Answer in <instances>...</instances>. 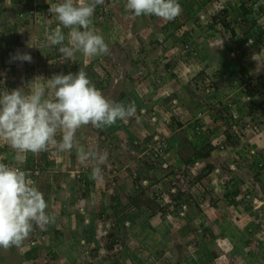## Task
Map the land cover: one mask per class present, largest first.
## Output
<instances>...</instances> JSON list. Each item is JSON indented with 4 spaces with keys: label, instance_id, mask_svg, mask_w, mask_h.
<instances>
[{
    "label": "rangeland",
    "instance_id": "1",
    "mask_svg": "<svg viewBox=\"0 0 264 264\" xmlns=\"http://www.w3.org/2000/svg\"><path fill=\"white\" fill-rule=\"evenodd\" d=\"M24 1L27 4L24 5ZM29 1L32 2L31 0H0V20L4 17V20L0 21V33L6 34L7 31L11 33V28H17L18 33H20V42H24L23 44L26 47L23 52H29L33 62L28 68L25 66L26 62L22 64L24 66L21 67L22 71L20 70L21 73H23L22 80L16 85H13L15 80L12 84L8 82L9 75L14 71L15 63L5 61V70L3 73L7 74L8 78L6 79V83H0V90L7 89L11 91L12 89L23 87V91L27 92L30 87L34 86L33 83H35L36 78H38V80L42 79V77H47V79H49L54 74H67L68 72L76 73L79 70H83L87 73L88 78L92 80V82L96 83L99 81L101 88L104 87L105 84L107 85L112 82V77L115 76L114 79L119 78L120 87H128L132 93L136 94L140 88V86H138L140 82H138L139 79L137 80V78H135L138 74L135 71L142 73L148 71V73L151 74L152 72L154 75V84L148 87L149 91H152L151 95L152 97L154 96V101L153 105L147 107L148 113H146L145 109L141 113L148 115L145 120L152 116L156 118V120H160V122L157 121L156 123L157 129H154L156 128L155 125L151 124V126H153L151 128L154 129L151 130L152 132L156 133L161 131L162 127L158 125V123H162L163 121L168 122L173 119L178 121L183 119L185 126L181 131L188 129V138L196 140L199 137L196 138V132L192 129L194 125V114L200 116V120L205 121L206 124H212V120L216 116L218 122L215 124V119L214 124L218 126L222 124L219 127L220 129L223 125L225 126V124H223L224 121L229 122L233 120L232 122L235 127L233 129L238 130L235 134L237 135L236 142L232 143L231 140L228 142L224 140L226 148L224 149V147H218V140L216 138H212V144H214L218 150H213L207 161L198 160L193 164H186L182 158L181 150L178 148L180 145L174 143V145L177 146V148L174 147V149L172 141L171 149L173 148L174 150H172L173 153H171L172 155L177 153L179 157L177 156L175 162H171L166 169V171H169L167 179L163 177L160 181L156 182V184H159V188L148 187L150 192H152L149 197L160 195L162 199L163 196H169L172 193L169 188V178H174L177 173L183 174L186 180V186L182 189L178 188V190L173 191L172 194L177 195L180 193L181 197L184 195L183 198L186 197V194L188 197L186 203L181 205L180 212H175L178 213L180 217L187 216L193 224L191 225V235L187 236L189 239L187 246L191 253L196 252L194 264H264V243L261 241L264 234V171L260 172V177L256 180L254 178L256 171L252 169L250 164L253 162V159L256 158L255 160L259 166L262 161L261 159L264 158V148L260 147L259 143L261 139H264V126H261L262 131L259 135L245 132L244 128L241 126L243 121L248 120L250 116L246 113L247 111L244 110L245 104H243V102H245L246 97L241 93L243 92V86L237 83V77L239 76L235 72L233 73L230 66V64H233L236 67H247L250 69L251 74L256 76L255 81L260 85L258 81L260 78L257 75L262 74L264 69L257 70V62L255 59L264 62V54L262 51L264 44L262 42L263 39L260 37V34H263L261 26H264V0L245 1L244 4L246 6H244L247 14L242 12L243 9L241 6L243 3L237 0L235 5H240L238 7V13L236 12L235 14L236 17L238 16L237 20H231L230 17L229 20L225 17L218 18L217 13H214V11L218 10L217 7H213L209 1L203 5V7H200L198 5V0H179L181 7H183L182 5L185 3L186 7L182 8V10L185 11H181L174 20L168 21V25H165V20L156 16L154 18H152V15L136 17L131 11L125 9L127 0H104L103 4L97 6L95 9L91 28L97 34L103 36L105 42L109 46V54L89 57L81 52H76L71 59H66L60 53L56 55V48H59V46H43L46 35L57 27L58 21H56L54 16H46L43 11L38 12L37 10L36 12H31L29 6H31L32 3L29 4ZM33 1L35 4H54L60 2V0ZM201 11L204 18H199ZM195 15L197 17H194ZM209 15H212L213 18L216 17L212 23L210 22L211 18H207ZM26 17L28 18V23H25V21L23 22ZM96 18H98L97 25H95ZM171 22L172 24H170ZM182 30L188 32L187 39H183L181 42L187 45L186 50L182 51L179 48L178 53L165 52V48L170 46L173 41L172 38H167V32H174L173 35H177L180 34ZM63 31L67 34L68 29H63ZM232 31L234 34H232ZM4 39V36L1 35L0 42ZM65 42L67 43V40ZM33 44L39 46L40 49L34 46L29 47V45ZM164 55L167 56L165 59ZM49 60H52L53 64H50ZM170 60L173 64L167 66L166 64L168 61L170 62ZM182 61L184 63L181 65ZM195 62H197V64ZM131 64L135 65L137 70H132L129 74V70L127 67L125 69L124 66ZM52 66L53 69H51ZM188 66H190V68ZM145 68H150V70ZM54 71L55 73L53 74ZM199 71H202L200 75L197 74ZM215 72L219 74V77L214 78V86H211L209 82H206V80L210 78L207 77L208 79H206L203 74L214 76ZM239 72L240 71L237 73ZM202 80L205 83H202ZM206 83L212 87L209 91H206ZM141 84L145 86L147 83L146 81H142ZM203 84L204 90L202 92V87L200 86ZM178 87L180 89L185 88L187 96H182L184 100H180L179 97H177L182 94L176 96L172 94ZM112 92H114L113 95L116 94V91ZM203 93H206V95ZM111 95L110 91L106 94L108 97ZM108 97L106 98L108 99ZM201 97H204L205 102L203 104H201V100L199 101ZM117 98H119V95H117L116 99ZM116 102L125 104L126 100L124 96H122ZM195 110L196 112L194 113ZM218 114L222 116L229 115L231 120L227 116L225 118L223 117L224 120H222L220 119L221 116ZM260 118L264 119V111L261 112ZM256 120H259V117ZM187 121L189 122L188 124H186ZM90 127L94 129L91 124ZM130 127L133 128V126ZM136 127H138V125ZM89 130L91 129L88 125L82 126L77 130L75 138H78L82 132ZM96 130L95 128V131ZM181 131L177 130L172 136H175L176 140H178V137L181 136ZM105 133V136L110 140L109 144L111 148L106 150L104 154L103 150L101 154L108 157L113 155L117 150L119 155H123L124 151L122 152L120 147H116L120 143L119 140L114 141L107 132L103 131L97 133V135L99 134L100 138V136ZM91 134H93V132ZM57 137L59 138V136ZM134 139H138V136L134 137ZM54 148L55 147L52 145L48 147L47 154H45L47 157L44 156L43 161H34L33 164H30L31 166L25 164L29 168L31 167L29 171L30 176L28 178H31V171L35 168L40 170V175H45L41 181L34 183V186L39 188L42 185L47 191H50L52 188V185H50V176L48 175L53 174L51 173L53 172L51 162L57 157ZM8 151H12L14 154L10 157L12 159H8L5 164L11 167H18V162L15 160V151L6 142L0 140V161L6 158ZM127 157H129V155H127ZM206 164L211 165L212 168H205ZM25 165L21 166L25 168ZM40 165L41 169H39ZM75 168L73 170L74 174L77 170L83 169L78 166ZM113 170L121 172L128 171L131 178L134 174H136V176L138 175V171L130 166L125 169L119 167L117 170L113 162L109 164L107 169L102 171L100 175H108L109 178V173H112ZM160 176L161 175L157 173V177ZM234 176L236 179L234 178L233 180L232 177ZM132 180H136V178H132ZM77 182L79 183L81 181L77 180ZM147 182L150 185L152 184L150 180H147ZM53 183L55 184L56 181L53 180ZM235 183H237L236 186L239 189V194L236 198L241 200V204L238 206L228 204L224 198L225 193L229 192L231 188L234 187ZM132 187L137 194L136 185L134 184ZM77 188L81 190L79 184ZM114 189L116 190V185L113 187L112 191ZM52 192H56L54 188H52ZM49 197L50 196H46L44 199L47 200ZM152 201L156 204L154 210L144 204L140 208V210L143 211V213H141L142 215L147 216L151 212L160 214V212L166 211L165 205L158 204L159 199L158 202L157 198H153ZM137 206L139 207V204H137ZM130 207L134 208L135 206ZM246 207L250 209L247 210ZM84 208L85 204L79 203L77 205V209L81 212ZM133 212H139V208ZM175 212L173 215H176ZM209 222H211V225H208ZM218 223H221V226L223 225L222 228L225 234H228L229 229L233 230V234H237L234 235L233 240L230 242V245L232 244L230 256L220 259H218L216 253H214L215 246H210L211 240L214 241L212 238V227L214 224L218 225ZM37 228L45 234V240L47 241L51 235L47 233L49 229L46 227L43 229L40 227ZM50 229L52 230V228ZM138 235L139 233L137 232V236ZM250 236L252 237L251 239ZM132 238L136 241L131 242L132 244L129 246L131 248L130 250L126 251V249L129 248L127 247L125 249L123 245L117 250L116 246L114 249L112 247L111 250L109 249L106 252V255L109 257L107 259L109 260L104 263L102 261V263H99L119 264L121 261H124L131 264L130 261L132 258H129L131 256L126 254H129L132 250L131 252H134L136 261H140L139 264H152V257L153 260H156L153 264H176L171 252L166 253L160 250L158 252V250H156L158 244L155 240L148 241L145 237L142 239L139 238L140 240H138L136 234ZM27 240L28 238L23 242V246H21L20 249L21 252L27 248V246H25L27 245ZM42 244L43 242L40 241V239L37 240V245L42 246ZM206 244L207 249L211 247V250L206 251ZM153 252L154 255L151 256ZM155 252L157 254H155ZM240 257H243V260H239ZM226 260L229 262H226ZM62 262L63 264H67L66 261ZM40 263L48 264L46 260L43 261L42 259H40ZM8 264L19 263L10 261ZM89 264H95V262L90 258Z\"/></svg>",
    "mask_w": 264,
    "mask_h": 264
},
{
    "label": "crops",
    "instance_id": "2",
    "mask_svg": "<svg viewBox=\"0 0 264 264\" xmlns=\"http://www.w3.org/2000/svg\"><path fill=\"white\" fill-rule=\"evenodd\" d=\"M245 1L247 2L248 0H243V2ZM239 2L241 3L242 0H239ZM209 3L213 6L222 4V6L226 8V19L229 20L230 17L231 20H237L238 16L236 17L235 14L236 12L238 13V7L240 5L237 6L235 4H232L233 0H214L213 2L209 1ZM182 6L185 8V3ZM194 17L197 16L195 15ZM1 19L2 20L0 21H3L4 17ZM213 20L214 18L212 16L210 22L212 23ZM261 29V31L264 32V26H261ZM6 34V38L9 39L10 33L7 31ZM12 42L13 41H11V43ZM8 43L10 44V42ZM23 43H13L12 45L6 44L8 48V56L7 59H5L4 57L5 60L3 59V61H1L0 59V68L2 67L3 62L5 63V61H10L12 63L14 62L10 60V57L17 51H24L26 47ZM14 63V71L12 74H10L12 76L9 75L8 83L12 84V82L15 80L13 85H16L17 83H19V81L22 80L21 78L23 73H21V67L23 66L22 64H24L25 62ZM183 63L184 62L182 61L181 65ZM195 63L197 64V62ZM25 64L26 68H28L29 65L33 64V62H26ZM131 66L133 68H131ZM127 67L128 69H132L134 71L137 70L135 65L132 64L128 65ZM51 69H53V66ZM145 69L150 70V68ZM54 73L55 71L53 72V74ZM128 73L130 74L131 72ZM146 73L148 74V76H146L147 78H144V81H146L147 84L143 86L140 83L138 85L140 86V88L138 89V93L136 94L132 93L130 89H128V87L121 86V88L119 84V78L114 79L115 76L112 77V82L107 85L105 84V86L102 88L100 87L99 81L95 83L96 88L99 89L104 96H106L108 91L111 92V96H106L108 97V100L110 102H116L122 96H124L126 100L125 105H134L136 109L134 116H138V121L135 119H131L132 121L128 125H124L117 120V122L112 126L106 127L104 129H97L96 131L94 130L95 128L92 129L89 124L88 127L91 130L84 131L78 138L76 137V141L81 146L85 147L86 149L94 148L100 154L101 148L103 147L104 143L103 141H101V139L99 138V134L97 135V133H100L102 131L109 132L111 138H113L114 141L119 140L120 143L116 147H120L121 151H124L123 155H119L118 151L116 150L113 155L108 156L105 162L101 165V172L107 169V166L112 162L113 165L117 168V170L119 167H122L124 169L128 166L135 169L141 167L142 163L141 160L138 158L139 155H137V153L134 151L132 140L134 139V137L137 136L139 138H142L146 133L151 132V130L157 129L156 123L157 121L160 122V120H155V122L152 121L151 117L145 120L148 115L145 113H141L142 111H144V109L146 110V113H148L147 107L153 105L154 101V96L152 97L151 95L152 91H149L148 89V87L151 86L149 82H151L150 80H153V74L152 72L150 74L148 73V71H146L144 75H146ZM46 79L47 77H42V79L40 80L36 78V81L33 84H44L46 82ZM112 91H116V94L113 95L114 92ZM172 94L175 96L182 94L181 96H177L180 100H184L183 97L187 96L185 88L180 89L179 87L178 89L173 91ZM117 95H119V98L116 99ZM175 120L173 119L168 122L163 121L165 124L169 125V127L167 125L162 124L160 125L162 127V130H171L170 134L172 135L175 134L177 130L181 131L182 127L185 126V122L183 123V119H180L179 121L177 120L180 123V125H177L172 123V121ZM170 123H172L173 125H170ZM188 123L189 122L187 121L186 124ZM151 124L155 125L156 128H151L153 127L151 126ZM137 125L138 127H136ZM130 126H133V128ZM92 130H94L93 134H91ZM101 136H105V134ZM57 139L59 138L57 137ZM259 143L260 147L264 148V139H261ZM174 147L177 148L176 145H174L173 148ZM173 148L171 149L170 153L167 155L166 158V161L169 163L175 162L176 157H179V154L177 153H175L176 156L172 155V150L175 149ZM54 149L56 150L55 152L57 157L51 162V167L53 168V172L51 173L53 174H49L48 176H50V185H52V188H54L56 192H52V188L50 191H47V189L45 190L42 185L38 188L43 193L44 197L50 196L45 201L47 203L46 212H48L50 216L55 217L54 223H50L46 226V228L49 229V232L47 233L51 234V239L50 236L47 241L44 239L42 246H36L37 248L31 249L28 254L20 251L21 246H23V243L19 247L13 246L8 249L0 247V264H8L10 263V261L16 263L18 262L19 264H41L40 259H42L43 261L46 260L48 264H59L60 262V264H63L62 261H66L67 264H89L90 258L95 262V264L107 262L109 260L107 258L109 257L106 255V252L109 250V242L105 235V229H107V224H109V222L112 224H114V222L117 223L119 229L118 232L121 234V236H124L125 239L123 248H129L126 249V251L131 249L129 247L130 244H132L131 242L136 241L132 238L136 234L138 240H140L139 238L142 239L143 237H145V239H148V241L155 240L158 244L156 250H158V252L159 250L161 252L166 253L171 252V254L174 256V261L176 262V264L195 263L194 257L196 255V252L191 253L187 246V244L189 243V239L187 238V236L191 235V225L193 224L187 216H178L179 214L175 211L180 212V207L178 210L175 209L174 201L173 199H171V197L169 198L170 202L164 204L166 208L165 212L159 211L160 214H155L154 212H151L147 216H144L141 214L143 213V211H141L140 208L144 204H146L150 209L154 210L155 205L152 202L143 203L142 201L145 200L144 195H139V192L144 191V193L148 196H150L152 192H150V189L145 191L143 189H140L138 186L136 194L132 186L134 184L137 186L138 182L136 180H132V178L129 176L128 171H117V173H115L117 174L115 177L117 181L116 190L114 189L113 191H111L109 190V186L107 184V182L109 181L108 175H99L96 179H93L91 177V161H82L76 154L75 150H73L72 152H61L56 147ZM41 153L42 152L38 154H32L30 152L27 153V159L23 165L33 164L34 161L40 162L41 160H43V157L40 156ZM13 154L14 153L12 151H8L6 158H4V160L0 162L5 163L8 159H12L10 157ZM127 155H129V157H127ZM17 166L21 167L22 170H24L28 174V177L30 176L29 170L31 169V167L29 168L28 166H26L25 168H23L20 164H17ZM77 166L83 168L84 170L82 178L80 179V181H82L79 183L73 176V170ZM44 176L40 174L36 176L34 179L35 183L41 181ZM53 180L56 181L55 184L53 183ZM78 184L80 185L81 190H78ZM139 189L140 191H138ZM79 203L85 204V208L82 209V212L77 209V205ZM137 204H139V207L137 206ZM130 206L135 207L131 208ZM137 208H139V212H133ZM174 212L176 213V215H173ZM208 225H211V222H209ZM220 226L221 223H218V225L214 224V226L212 227V238L214 239V241L211 240L210 242V246H215L214 253H216L218 259L230 256V249L232 245H230V242L233 240V237L236 234H233V230L229 229V232L228 234L226 233V235L222 228L223 225L221 227ZM50 228H52V230ZM137 232L139 233L138 236ZM251 238L252 237L250 236V239ZM205 247L206 251L211 250V247L210 249H207V244ZM131 251L129 252V254H126L128 256H131L129 257L132 258L130 261L131 264H139L140 261H136L134 252ZM155 254L157 253L155 252ZM153 255L154 252L151 254V256ZM152 258L151 263L153 264V262H155L156 260H153ZM242 258L243 257H240L239 260H241ZM226 262L229 261L226 260ZM119 264L130 263L121 261V263Z\"/></svg>",
    "mask_w": 264,
    "mask_h": 264
},
{
    "label": "clouds",
    "instance_id": "3",
    "mask_svg": "<svg viewBox=\"0 0 264 264\" xmlns=\"http://www.w3.org/2000/svg\"><path fill=\"white\" fill-rule=\"evenodd\" d=\"M103 2L60 0L54 5L49 4L48 13L55 17L58 25L46 35L43 46H59V53L66 59H71L76 52L89 57L108 55L109 46L105 39L91 28L95 9ZM125 9L136 17L154 15L165 21L174 20L182 11L179 0H127ZM63 29H68L67 34ZM33 46L40 49L35 44L29 45ZM10 60L31 63L32 56L29 52L17 51L11 55ZM255 60L257 70L264 69V62ZM49 63L53 64V61L49 60ZM260 76H264V72ZM262 111L264 104L253 110V115L259 117V120L256 118L249 121L259 128L260 133L254 135L261 134V126H264V119L260 118ZM135 112L134 105L110 102L83 70L54 74L44 84H34L27 92L23 91V87L11 91L0 90V140L15 151V160L20 165L26 162L27 153L47 151L50 145L61 152L75 150L82 161L92 162L91 177L96 179L107 157L94 148L81 146L75 138L77 130L89 124L96 129H104L117 120L127 123L131 118L138 121ZM151 120L155 122L156 118L152 116ZM162 124L167 125L164 122L158 123ZM170 133L171 130L161 129L133 139L138 158L148 155L143 152L144 148L159 138L165 137L167 142L170 141ZM170 151L169 146L168 153L158 158L162 166L166 164V167L163 166L166 169L170 165L166 161ZM46 209L43 193L33 185L28 174L21 167H11L0 162V247H19L34 228L43 229L54 223L55 217L50 216Z\"/></svg>",
    "mask_w": 264,
    "mask_h": 264
},
{
    "label": "trees",
    "instance_id": "4",
    "mask_svg": "<svg viewBox=\"0 0 264 264\" xmlns=\"http://www.w3.org/2000/svg\"><path fill=\"white\" fill-rule=\"evenodd\" d=\"M31 1L32 2H30V1L28 2L29 4L32 3V5L29 6L30 7V9H29L30 11L32 10L33 12H36L38 10V12L39 11H43L46 15L48 14L49 4H47V3L35 4V2L33 0H31ZM208 1L213 2L214 0H198V5L200 7H203V5H205ZM242 3H243L242 6H241V8L243 9L242 12L247 14V11H246V8H245L246 5L244 4L243 0H242ZM23 4L25 5L27 3H25V1H24ZM54 4H56V3H54ZM97 6H99V5H97ZM141 16H144V15H141ZM154 17L155 16L152 15V18H154ZM217 17L218 18H222V15L220 13H217ZM214 18L216 19V17H214ZM27 19L28 18L26 17L23 20V22L25 21V23H28ZM97 19L98 18H96V20H95V25L98 24V20ZM168 24H169V22L165 21V25H168ZM170 24H172V22ZM173 33L174 32H167V38H169V39L172 38L173 41H172L170 46H167V48H165V52H168V53L169 52H176V53H178L179 48H180V50L185 51L187 45L182 44L181 42L183 41V39H187L188 32L185 31V30H182L180 32V34L173 35ZM262 33L263 34H260V37L263 39L262 42L264 43V32H262ZM19 34L20 33H18L17 28H14V27L11 28V33H10V38L9 39L6 38L7 34H0V37H1V35H3L4 38H5L2 42H0V59H1V61H3L4 57H5V59H7V56H8V53H7V51H8L7 49L8 48H7L6 44L7 45H12L13 43L14 44L15 43H19L20 42V35ZM232 34H234V32ZM11 41H13V42L11 43ZM8 42H10V44ZM58 53H59L58 48H56V55H58ZM166 57L167 56L164 55V59ZM151 62H153V61H151ZM172 64H173V62H171V60H170V62L168 61L166 65L170 66ZM225 64H227V63H225ZM127 66L128 65H125V68ZM230 66H231V68L233 70V73L235 72L239 76V77H237L238 78L237 79L238 80L237 83L239 85L241 84L243 86L242 87L243 88V92H241V93L246 97L245 102H243V104H245L244 105V110L247 111L246 113H248L250 118L248 120L243 121L242 124L244 125L245 122H249V121H252V120L257 118L256 115H253V110H254V108L256 109L258 107H261L264 104V96H263L264 76H260L259 77L260 79H258V81L260 82V85L258 83L255 86H252L251 85L252 82L249 80L251 78V76H252V74L250 72V69H248L247 67H242L241 68V66L236 67L233 64H230ZM188 67L190 68V66H188ZM131 68H133V67L131 66ZM127 69H128V67H127ZM4 70H5V64L3 62L2 67L0 69V83L1 82H3V83L7 82L6 79L8 78V76H7V74L3 73ZM128 70H129V72L132 71V69H128ZM238 71H240V72L237 73ZM90 72H91V70H90ZM136 73H138V74L136 75L135 78L139 79L138 82H140V83H142V81H144V78H147L146 76H148L147 73H146V75H144L145 72L142 73V72H137L136 71ZM200 73H202V71H199L197 74L200 75ZM239 74H241V75H239ZM127 75H129V74H127ZM218 75L219 74H217L216 72L214 73V76H210V75L207 76V75L203 74V76H205L206 79L210 78V79L206 80V82H209L211 84V86L212 85L214 86V81H215L214 78L215 77L218 78L219 77ZM2 77H4L3 80H2ZM153 77H154V75H153ZM150 81H151L150 84L153 85L154 84V78H153V80H150ZM204 81H205V79H204ZM204 81L202 80V83H205ZM91 82H92V80H91ZM92 83L95 85V82H92ZM200 87H202L201 91L203 92L204 84L201 85ZM203 94L206 95V93H203ZM207 94H208V92H207ZM200 100L202 102L201 104H203L205 102L204 101V97L199 98V101ZM195 112H196V110L194 111V113ZM218 115L221 116L220 119H222V120H224L223 117L225 118L226 116L229 117L230 120H231V117L229 115H226V114H225L226 116H222L221 114H218ZM215 119H216V116L213 118L212 124H206L205 121L200 120V116H198L196 114L193 115L194 125H193L192 129H194L195 132H196V134H195L196 138L199 137L196 140H192V138H188L189 137L188 133H187L188 129L187 130L184 129V130H182L180 132L181 136L178 137V140H176L175 136H171L170 137L171 141H168L169 142V146L172 147L171 146V142L172 141H173V146H174V143H177V144L180 145V146H178V148H179V150H181L182 158H183V160H184V162L186 164H188V163L189 164H193L194 162H196L198 160H206L207 161V159L210 158L211 151H213L215 149L218 150V148H216V146L214 144H212V140L215 139V138H217L219 145L221 147H224V149H226L224 140H226L227 142L231 140L232 143L236 142V140H237L236 136L237 135H235L236 132L233 129V126H234L233 125L234 123L232 122L233 120L229 121V122L224 121L223 124H225V126L223 125V127H221V129H220L219 127L222 124H219V126L215 125L218 122L217 121L218 119H216V122H215ZM118 121L121 122L124 125H128L129 123H131L132 120L129 119L127 121V123H125L123 121H120V120H118ZM214 122H215V124H214ZM172 123L180 125V123L177 120L172 121ZM172 123H170V125H173ZM182 128H184V127H182ZM94 130H92V132ZM107 134L110 135L109 132H107ZM105 135H106V133H105ZM132 145H133V143H132ZM51 151H52V149H51ZM43 154H44L45 157H47L45 155V154H47V151H42L40 156L44 157ZM139 159H141V163L142 164H141L140 168L138 167V169H136L138 171V175L135 178H136V181L138 182V186H139L140 189H143V190H147L148 189V187H146V189H145V187L142 185L141 181L143 179L150 180L152 184H156V182L160 181L161 178H163V177L167 179L169 171H166V168H163L161 159L152 160L150 158V156H148V155H143L142 158H139ZM255 159H253V162H251L250 164H251L252 169H254V171H256V173L254 174V178L256 180H258L259 177H260V172L264 171V158L261 159L262 160L261 161V165H259V166H258V163L256 162ZM41 161H43V160H41ZM33 167H34V165H33ZM39 167H40L39 169H41V165ZM205 168L211 169L212 166L209 165V164H206ZM83 172H84L83 169L77 170L75 172V174H74V177L78 181H80V178L83 175ZM157 173H159L161 176L157 177ZM232 178H233V180H234V178L236 179L235 176L232 177ZM169 179L171 181V178H169ZM236 185H237V183H235L234 187H232L231 190L229 192L225 193V195H224V198L227 201V203L230 204V205H234V206H238L239 204H241L240 203L241 200H238L236 198L237 195L239 194V189L237 188ZM140 189H139V191H140ZM172 193L169 195V197H171V199H173L175 201L174 202V207H175L176 210H178L179 207L181 208L182 204L186 203L188 197H187L186 194H185L186 197L183 198L184 195L181 197L180 193L177 194V195H174ZM139 195H144L145 200H143V198H142V200H143L142 202L143 203H148V202L151 203L152 202L154 205H156V204H155L154 201H152V199L159 196V195H156V197L154 196V197L150 198L148 195H146L144 193V191L139 192ZM147 207H148V205H147ZM246 209L248 210L250 208L246 207ZM111 222H113V221H111ZM107 225H108V227H107V229H105V235H106V237L108 239V242H109V247L108 248L110 250L112 249V247L114 249L115 246H116L117 249L120 248V246L124 245V240L125 239H124V236H121V234L118 232L119 229H118L117 223L114 222V224H112V223L109 222V224H107ZM25 246H27V248L25 250H23V252L26 253V254H28L31 249L37 248L36 246H29V245H25ZM33 264H38V263H33Z\"/></svg>",
    "mask_w": 264,
    "mask_h": 264
},
{
    "label": "built area",
    "instance_id": "5",
    "mask_svg": "<svg viewBox=\"0 0 264 264\" xmlns=\"http://www.w3.org/2000/svg\"><path fill=\"white\" fill-rule=\"evenodd\" d=\"M237 2V0H234L232 4H235ZM213 7H217V11H214V13H220L222 15V17H225L227 18V14H226V8L222 6V4H219V5H216V6H213ZM32 12V10H31ZM46 16H49L51 17V15L48 13ZM212 16V15H211ZM211 16L209 15L207 18H211ZM199 18H204V15L201 11L200 13V17ZM51 22V20H50ZM264 44V43H263ZM262 51H263V54H264V47H262ZM258 76V75H257ZM4 79V77H2V80ZM256 79V76L252 75L251 78L249 79L252 83L251 85L252 86H255L257 84V82L255 81ZM258 79V78H257ZM207 87H206V91H209L211 89V87L209 86L208 83H206ZM233 128H235L233 126ZM243 128H244V131L245 132H250L252 134H258L260 133L259 131V128L256 127L254 124L250 123V122H246L244 125H243ZM242 128V129H243ZM237 129L235 130V132L237 133ZM157 138V137H155ZM100 139L103 141L104 145L103 147L101 148V152L104 150V152L106 150H108L109 148H111L110 144H109V138L108 137H105V136H101ZM218 147H221L218 143ZM169 151V145H168V142L166 140L165 137H161L159 138L156 142H152L150 144L147 145V147L144 148V153L148 154V156H150V158L152 160H156L158 158H160L161 156L163 157L164 155H166ZM104 154V153H103ZM261 165V164H260ZM164 167H166V164H163ZM30 171V170H29ZM40 173V170L38 169H34L31 171V178H29L33 185H34V179L35 177ZM117 173V171H112V173H109V182H108V186H109V190L112 191L113 187L117 184V181L115 179L116 175L115 174ZM136 177V174L133 175V179ZM142 185L144 187H150V188H159V184H148L147 180H142L141 181ZM186 180L183 176V174H180V173H177L175 174L174 178H171V181H170V184H169V188H170V191L173 192V191H177L178 188L182 189L183 187H185L186 185ZM179 186V187H177ZM138 187V185L136 186ZM157 198V202H158V199H159V202L158 204L160 205H164L166 204L167 202H170V199H169V196H163L162 199L160 198V195ZM43 242V240L45 239V234L41 231V230H38L37 228H34V230L30 233L29 237H28V240H27V245L29 246H38L37 245V240H39ZM261 241L264 243V234L261 238ZM117 250V248H116Z\"/></svg>",
    "mask_w": 264,
    "mask_h": 264
}]
</instances>
